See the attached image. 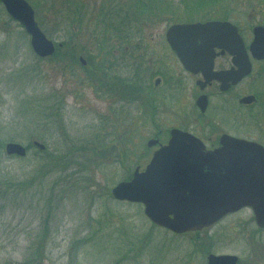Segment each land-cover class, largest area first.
Instances as JSON below:
<instances>
[{
    "label": "rangeland",
    "instance_id": "obj_1",
    "mask_svg": "<svg viewBox=\"0 0 264 264\" xmlns=\"http://www.w3.org/2000/svg\"><path fill=\"white\" fill-rule=\"evenodd\" d=\"M81 1L85 4L82 10L85 20L82 29L80 25L75 28V32L80 34L75 41L79 39L88 49L82 52L84 56L90 57L87 51H93L89 53L96 56L97 41L91 39L95 25L91 20L100 0ZM173 1L184 5L183 0ZM219 1L203 10L197 6V10L181 14L183 19L179 22H187L192 16L194 18L189 19L204 20L196 17L231 11L232 18L229 19L244 28L264 24L263 0ZM41 7L43 12H37V19L39 17L42 22L41 17L44 19L46 14L43 29H53L49 6L45 2ZM168 26L166 21H161L144 29L151 54L146 63L151 68L156 63L155 68L162 67L165 73L151 79L156 95L150 104H145L147 97L144 95L141 100L129 101L99 89L98 82L90 81L82 68L62 70L57 61L38 58L31 48L29 35L0 4V142L27 145L37 139L45 142L52 152L62 151L77 142L87 146L93 157L91 163L83 168L76 181L77 186L64 193L66 196L51 218L50 231L44 240L46 250L42 264H207L209 252L237 255L239 264H264V229L257 230L250 208L229 214L202 230L197 238L202 242L199 245L191 233L177 236L163 228L153 227L139 205L118 201L112 196L111 190L118 182L130 179L137 165L143 168L150 160L156 147L146 145L149 139L155 138L158 128L181 125L198 135L211 137L212 141L215 138L212 129L215 125L208 119L218 118L217 110L212 106L217 99L212 98L206 114L201 115L195 107V80L186 75L184 80L180 79L179 61L165 38ZM244 33L249 43L252 40L251 29ZM63 36V32L54 31L50 37L61 41ZM94 58L98 61L101 57ZM220 61L224 63V60ZM117 73L133 74V71L128 73L123 67ZM157 78L161 80L158 87ZM254 89L264 94V80H260ZM237 90L243 95L254 92L253 89L249 91L248 81ZM53 92L63 100L60 114L66 123L68 136L49 128L48 119L41 112ZM244 115L248 124L245 128L225 125V130L241 137L251 134L252 139H256L263 123L264 105L259 108L255 105ZM261 132L263 141L260 142L264 144ZM98 141L104 142L103 148H110L111 152L105 157L97 153L101 150ZM35 149H30L25 157L9 156L0 149V185L4 184L3 174L19 181L34 175L46 156L44 150L37 153ZM69 171L81 173L76 167ZM52 176L45 180L43 198L51 194L54 178L64 177L59 173ZM33 193L18 197V200L9 201V197L0 201V264H22L31 250L38 248L37 240L42 239L40 218L45 199L40 196L42 203L37 198L33 200L29 196ZM2 203L5 207H1ZM33 245L35 248L30 249Z\"/></svg>",
    "mask_w": 264,
    "mask_h": 264
},
{
    "label": "water",
    "instance_id": "obj_2",
    "mask_svg": "<svg viewBox=\"0 0 264 264\" xmlns=\"http://www.w3.org/2000/svg\"><path fill=\"white\" fill-rule=\"evenodd\" d=\"M9 14L30 35L31 46L40 57L56 51L55 42L42 30L33 6L27 0H1ZM250 49L264 58V26L254 28ZM167 40L187 69L202 71L207 78L239 81L252 64L238 28L229 21L177 23L169 27ZM228 51L237 68L212 73L215 49ZM202 110L206 97L199 99ZM169 144L155 152L144 172L136 168L134 178L120 182L113 195L118 199L141 201L146 213L162 226L176 232L200 230L229 212L249 206L258 226L264 228V146L258 142L230 138L223 146L207 151L194 136L174 131ZM151 143V142H150ZM41 149L45 145L38 141ZM8 154L25 156L20 143L6 144ZM234 255L209 256L208 264H236Z\"/></svg>",
    "mask_w": 264,
    "mask_h": 264
},
{
    "label": "trees",
    "instance_id": "obj_3",
    "mask_svg": "<svg viewBox=\"0 0 264 264\" xmlns=\"http://www.w3.org/2000/svg\"><path fill=\"white\" fill-rule=\"evenodd\" d=\"M213 1L194 0L189 2L183 0L184 5L181 6V2L173 0H100L98 9L92 15L91 20L92 24L95 25L93 29L95 31L92 32L93 37L91 39L93 42L97 41L95 46L98 53L96 56H92L89 52L93 51H87L90 57H87L88 63L85 66L81 64L79 56L82 55L86 47L79 39L75 41V38L80 37V34L75 32V28L80 25L79 28L82 29L81 25L85 20V15L82 13L85 4L81 0H35L33 3L38 13L43 12L41 4L44 5L46 2L49 6L52 16L50 20L54 28H45L48 35L53 37L54 31L63 32L64 34L63 39L60 41L63 46L57 47L56 53L49 58V61L54 60L60 63L62 70H67L68 67H78L80 70L82 68L86 71L83 74L90 81L98 82L99 89L106 90L118 96V98L121 96V98H126L129 101L135 98L141 100L144 95V97H147L145 104H150L152 101L150 100L151 94L153 93L150 80L160 72L155 71L158 68L154 69L156 63L152 64L153 69H151L149 63H146L148 56L151 57V54L145 40V27L161 21H166L168 25L182 21L181 14L189 13L193 9L197 10V6L203 10L214 3ZM46 17L45 14L44 19ZM41 18L45 26L43 16ZM189 18H194V16ZM189 18V21H194V19ZM98 55L101 58L97 61L94 57H98ZM123 67L127 69L128 73L132 70L133 74L117 73V70ZM261 68L264 69V67ZM263 72H259L258 75L264 76ZM80 77L82 78L81 73ZM256 92L257 96H264L263 92ZM48 97L49 100L45 110H41L44 118L48 119V127L54 128V132H62L63 135L68 136L66 123L60 114L63 100L55 92L49 94ZM50 99L51 102L54 99L53 105H51ZM153 104L154 102L151 106ZM97 143L101 148L97 153L102 157L111 152L108 150L110 148H103L104 142L98 141ZM83 145H78L75 142L73 145L67 146L66 149L56 152L50 151L47 145V148L43 151L46 154L43 157L44 162L37 167L34 175L26 180L19 181L5 174L1 175L4 183L0 185L1 202L9 197H11L9 201L18 200V197H26L29 192H34L29 195L30 198L33 200L37 198L41 203L42 201L39 198L40 196L43 198L45 180L50 176L52 178V174L64 175L63 178H54L50 186L51 194L43 198L45 199L43 203L44 211L40 218L42 219V232L40 234L42 239L37 240L39 241L38 248L31 250L30 255L22 264H42L43 254L46 250L44 240L50 231L51 218L55 215V211L59 209L63 198L66 196L64 193L77 186L76 181L81 177L83 168L90 164L93 159L89 148ZM27 147L28 149L36 148L33 143H29ZM3 148L4 143L1 141L0 149ZM35 151L42 153L38 148ZM74 167L78 169L77 172L81 173L69 171L70 168ZM1 207H5V204L2 203ZM199 234L195 233L193 236L197 238ZM32 248H35L34 245L30 249ZM37 253H39L38 257Z\"/></svg>",
    "mask_w": 264,
    "mask_h": 264
},
{
    "label": "flooded vegetation",
    "instance_id": "obj_4",
    "mask_svg": "<svg viewBox=\"0 0 264 264\" xmlns=\"http://www.w3.org/2000/svg\"><path fill=\"white\" fill-rule=\"evenodd\" d=\"M263 12H264V8H263ZM232 58L233 57L228 52H226L225 54H220L216 61L215 70L223 71V70L231 69L233 67ZM220 60L222 61L224 60V63L223 62L221 63ZM217 62H219L220 64H218ZM253 63L255 65V68H257V66L261 67L264 63V60L253 59ZM179 64H180V68H179L180 70L178 74L180 79L184 80L186 75L195 80V85H196L195 107L199 110L201 115L207 113L208 109L211 106L212 98L214 99L216 97L217 99V102L215 104H212V106L216 108L218 118H215L216 117L215 116L214 118L208 119L212 121L213 124L215 125L212 128L214 130L213 133L215 134L214 141H212L211 137L207 138L206 135H201L206 142H210V140L212 141V145H211L212 147H216L221 144V138L223 134L230 133L227 130H225L226 127L229 128L233 127L237 129L238 127H236V125L237 126L240 125L245 128L248 124L245 123L244 113L253 109L255 105L258 108L261 107L260 105H264V103L260 101V99H263L264 97L259 98L256 94L249 92L246 95L237 92L238 91L237 89H239L242 85H244L245 82L249 80L251 75L241 80L240 83L237 84H233L231 81H229L227 82V84L229 83V86H227V88H224L223 84L218 80H213L210 83L202 84L201 73H193L187 71L183 67L182 63L179 62ZM160 82L161 80L160 78H158V80H156L157 83L156 87H158ZM203 95L207 97L206 107L204 110H202L198 104L200 97ZM249 96H252V98L246 99ZM236 101L238 102L237 104ZM261 118L264 119V117ZM217 120H219V122ZM231 122L232 125H229V123ZM225 125L227 126L224 127Z\"/></svg>",
    "mask_w": 264,
    "mask_h": 264
}]
</instances>
